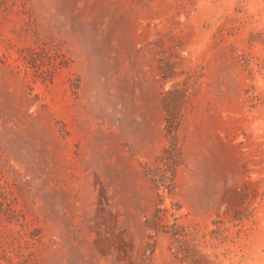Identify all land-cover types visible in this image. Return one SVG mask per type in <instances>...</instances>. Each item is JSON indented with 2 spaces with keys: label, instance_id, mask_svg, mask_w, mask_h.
<instances>
[{
  "label": "rangeland",
  "instance_id": "1",
  "mask_svg": "<svg viewBox=\"0 0 264 264\" xmlns=\"http://www.w3.org/2000/svg\"><path fill=\"white\" fill-rule=\"evenodd\" d=\"M0 264H264V0H0Z\"/></svg>",
  "mask_w": 264,
  "mask_h": 264
}]
</instances>
